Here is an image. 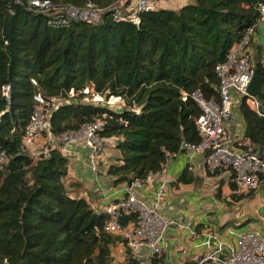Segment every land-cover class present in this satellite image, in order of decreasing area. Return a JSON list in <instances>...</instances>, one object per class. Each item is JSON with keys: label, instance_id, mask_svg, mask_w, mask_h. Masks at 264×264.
<instances>
[{"label": "trees", "instance_id": "16d2710c", "mask_svg": "<svg viewBox=\"0 0 264 264\" xmlns=\"http://www.w3.org/2000/svg\"><path fill=\"white\" fill-rule=\"evenodd\" d=\"M51 1L110 7L119 0ZM155 1L154 9L139 13L138 24L107 12L98 24L55 29L28 0H0V151L8 158L0 171V264H113L118 245L126 250L124 264H138L127 240L105 230L106 216L69 192V160L57 148L49 158H34L23 150V139L41 95L62 101L50 119L55 136L106 117L100 135L117 139L119 156L108 169L115 185L144 181L183 152L184 143H199L202 110L192 95L219 101L217 68L257 23L264 0H191L178 10L157 8L174 0ZM92 93L105 101L120 97L123 105L94 103ZM260 100L264 112V92ZM240 114L243 132L235 145L247 142L264 152V117L245 101ZM194 181L187 167L177 180ZM135 219L127 215L122 224ZM151 264L168 263L162 253Z\"/></svg>", "mask_w": 264, "mask_h": 264}, {"label": "built area", "instance_id": "2783aa9c", "mask_svg": "<svg viewBox=\"0 0 264 264\" xmlns=\"http://www.w3.org/2000/svg\"><path fill=\"white\" fill-rule=\"evenodd\" d=\"M28 4L32 10L45 16L47 24L55 29L67 28L74 22L98 24L103 21L107 12H111L117 21L127 19L138 24L139 13L156 7L155 0H119L110 7H100L93 2L83 7L56 5L51 0H28ZM258 25L264 27V3L259 7L257 23L247 30L245 36L232 47L227 60L217 68L220 82L219 101L206 100L199 91L192 95L202 110L196 122L200 141L197 144L184 143L182 146L186 152V167L189 171H195L197 160L201 157L208 172L215 174L224 171L231 174L236 195L254 193L264 182V152L261 149L254 150L247 142L246 147L235 145L242 138V134H236L235 130L239 124L243 128V122L238 117L243 101L252 111L264 117L260 96L253 97L247 91L257 63L264 72V47L261 48L259 59L256 60L255 57V30ZM3 91L6 99L10 101V86H5ZM84 93L89 94L91 91L86 89ZM70 96L74 97L75 93L71 91ZM92 96L94 103L105 101L99 94L92 93ZM60 103L62 101L57 98L35 96L33 113L25 130L23 150L34 158L41 155L49 158L51 149L57 148L69 162L83 150L87 153V163L91 171L99 175L100 161L107 141L100 132L106 125V117L96 119L79 130H69L55 136L50 119ZM42 140L45 144L39 148ZM7 160L6 154L0 151V171ZM156 174H150L144 181L123 183L125 193L104 207L100 213L107 218L105 230L127 240L133 259L138 264H151L153 259L163 253L166 231L176 223L164 217L161 211L160 203L169 185L167 181L161 184L157 198L152 202L137 195L141 183L152 180ZM130 214H135L136 219L124 226L122 219ZM216 254L200 259L198 263L264 264V238L254 231H245L236 236L233 245H228L225 255L219 249Z\"/></svg>", "mask_w": 264, "mask_h": 264}, {"label": "crops", "instance_id": "0c3cea01", "mask_svg": "<svg viewBox=\"0 0 264 264\" xmlns=\"http://www.w3.org/2000/svg\"><path fill=\"white\" fill-rule=\"evenodd\" d=\"M191 0L163 1V8L178 10ZM255 50L264 47V27L255 30ZM242 124L235 130L242 134ZM112 143L117 139H108ZM45 141L42 140L39 148ZM114 150H105L100 161V173H93L87 163V153L80 150L78 156L69 162L64 178L69 192L77 198H84L97 213L125 193L124 184H113L108 174L110 165L119 156ZM187 164L186 152L171 157L163 170L149 181L142 182L137 189L139 198L152 202L162 183L168 182L165 195L161 200L162 215L176 223L166 231L163 242V255L168 264L198 262L200 259L216 254L219 249L226 254L228 245H233L236 236L245 231H254L264 238V182L254 193L237 200L233 198L231 174L219 171L212 174L206 170L202 158L197 160L191 176L195 181L189 184L177 180ZM242 195V194H240ZM190 225V226H189ZM195 233V234H194ZM127 259L123 245L112 249ZM217 256L219 254H216Z\"/></svg>", "mask_w": 264, "mask_h": 264}, {"label": "rangeland", "instance_id": "374dc122", "mask_svg": "<svg viewBox=\"0 0 264 264\" xmlns=\"http://www.w3.org/2000/svg\"><path fill=\"white\" fill-rule=\"evenodd\" d=\"M158 7H161V6L158 5L157 8ZM115 98H116V100L113 97H110L107 102L103 101V102H101L99 104H103V105L108 104V105H111L112 107H114L115 109H121V107L123 105V101L121 99L117 98V97H115ZM92 101L94 102L93 96H92ZM236 107L239 108L238 106H236ZM238 117L241 119L240 111H238ZM113 143H117V140H116V142H113ZM113 143L110 140H107L106 141V145H105V150L113 151L114 150V147H113L114 144ZM114 255L115 256H113V264H124L125 263L124 260H122V258H121V253H119L118 251H114Z\"/></svg>", "mask_w": 264, "mask_h": 264}, {"label": "water", "instance_id": "95a60500", "mask_svg": "<svg viewBox=\"0 0 264 264\" xmlns=\"http://www.w3.org/2000/svg\"><path fill=\"white\" fill-rule=\"evenodd\" d=\"M264 87V77L261 74L259 68H256L254 71V76L252 81L248 87V94L253 97H259L262 95V89ZM2 119V115H0V121Z\"/></svg>", "mask_w": 264, "mask_h": 264}, {"label": "bare ground", "instance_id": "6f19581e", "mask_svg": "<svg viewBox=\"0 0 264 264\" xmlns=\"http://www.w3.org/2000/svg\"><path fill=\"white\" fill-rule=\"evenodd\" d=\"M113 101V100H112Z\"/></svg>", "mask_w": 264, "mask_h": 264}]
</instances>
